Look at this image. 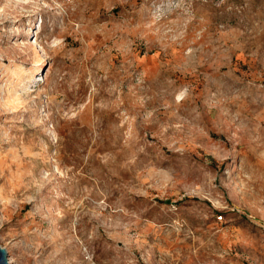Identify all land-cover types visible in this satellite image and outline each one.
Segmentation results:
<instances>
[{
	"label": "rangeland",
	"instance_id": "obj_1",
	"mask_svg": "<svg viewBox=\"0 0 264 264\" xmlns=\"http://www.w3.org/2000/svg\"><path fill=\"white\" fill-rule=\"evenodd\" d=\"M10 264H264V0H0Z\"/></svg>",
	"mask_w": 264,
	"mask_h": 264
},
{
	"label": "water",
	"instance_id": "obj_2",
	"mask_svg": "<svg viewBox=\"0 0 264 264\" xmlns=\"http://www.w3.org/2000/svg\"><path fill=\"white\" fill-rule=\"evenodd\" d=\"M0 264H10L9 263V254L6 249L0 246Z\"/></svg>",
	"mask_w": 264,
	"mask_h": 264
}]
</instances>
